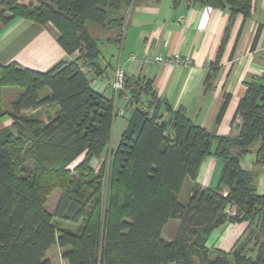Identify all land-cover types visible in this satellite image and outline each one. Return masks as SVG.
Segmentation results:
<instances>
[{
  "label": "trees",
  "instance_id": "16d2710c",
  "mask_svg": "<svg viewBox=\"0 0 264 264\" xmlns=\"http://www.w3.org/2000/svg\"><path fill=\"white\" fill-rule=\"evenodd\" d=\"M141 1L147 0H7L8 9L0 12V23L16 15L51 21L61 31L62 47L80 51L46 72L16 62L0 65V101L4 87L22 89L9 111L12 126L0 131V264H52L47 253L55 244L64 248L68 264H264V194L257 190L258 173L242 164L253 149L264 163V79L248 83L235 116L242 119L240 132L225 136L197 124L183 108L167 105L165 117L156 93L154 103L143 105L140 94L151 91V81L126 77L119 95L131 110L129 125L117 148H110L118 114L115 100L91 85L85 69L105 71L91 24L122 38L131 7ZM186 1L229 7L244 21L253 8L252 0ZM209 155L224 164L218 186L195 183L188 202L182 201L186 179L196 181ZM102 157L98 169L93 162ZM55 189L61 193L51 212L47 204ZM228 205L238 213L229 215ZM55 217L82 225L60 227ZM172 219L180 224L168 240L163 231ZM243 221L248 235L231 250L207 246L217 226Z\"/></svg>",
  "mask_w": 264,
  "mask_h": 264
},
{
  "label": "crops",
  "instance_id": "0c3cea01",
  "mask_svg": "<svg viewBox=\"0 0 264 264\" xmlns=\"http://www.w3.org/2000/svg\"><path fill=\"white\" fill-rule=\"evenodd\" d=\"M6 2L0 0V12L6 8ZM252 5L251 15L244 21L242 13L232 15L229 7L186 0L137 2L130 9L122 38L113 30L102 31L91 24L98 43H103L98 62L105 70L97 74L91 68H85L91 85L115 100L117 112L120 109L126 112L120 115L125 120L122 121V133L116 143H110L111 149L119 145L131 116L126 98L116 95L111 85L118 67L124 69L127 78L142 77L151 81V91H142L141 101L143 105L153 102L152 95L156 93L157 98L164 101L158 110L165 117H170L167 111V105H170L173 109L183 108L193 121L213 133L234 136L240 132L242 119L235 117L239 102L249 82L264 79V0H252ZM259 27L262 29L255 42ZM60 35L59 27L51 21L38 23L16 15L0 23V65L16 62L19 66L46 72L61 61L76 59L80 51L68 53L58 41ZM177 53L190 59V64L142 63V58L147 55ZM131 54L136 57L132 59ZM216 66L217 71L208 86L207 77ZM21 93L22 89L17 86L4 87L0 111L5 113L0 116V131L12 126L14 118L9 111ZM227 94L231 95L230 102L218 122L217 116ZM242 164L258 173L257 190L264 194V163L258 161L255 149L244 155ZM223 165L217 156L205 158L196 181L186 179L180 192L182 201L188 202L195 183L204 187L218 186ZM228 191L226 188L224 193ZM179 224V219L170 220L164 228V238L174 239ZM248 227L246 221L219 225L210 234L207 246L231 250L248 235Z\"/></svg>",
  "mask_w": 264,
  "mask_h": 264
},
{
  "label": "rangeland",
  "instance_id": "374dc122",
  "mask_svg": "<svg viewBox=\"0 0 264 264\" xmlns=\"http://www.w3.org/2000/svg\"><path fill=\"white\" fill-rule=\"evenodd\" d=\"M27 2V1H26ZM6 10L8 9V4H6L5 6ZM93 29V27H92ZM99 46L103 47V43H99ZM104 53V51H103ZM105 54V53H104ZM122 121H125L124 118L120 115L116 116V120L114 121V126H113V132H112V140H111V144H114V142L116 143L120 134L122 133L121 131V126H122ZM260 141H258L255 145L258 146ZM112 152V151H111ZM111 152L110 155H108L107 158H109V160H107L106 164H107V172L105 177L103 178L104 181V194H107L108 189L110 187V178H109V164L111 162ZM103 157L97 160H94V166L97 167L99 169L100 164L102 163ZM31 162L30 157H28L27 159V163ZM97 169V170H98ZM77 174V173H75ZM60 190L59 189H55L52 194L49 196V200H48V208L51 212H54L57 201L59 199L60 196ZM105 206V205H104ZM55 223H57L60 227H64V228H71L74 230H77L79 228L80 225H82V222H77L74 223L73 221L70 220H66V219H61L59 217H55L54 218ZM64 248H62L61 246H59L58 244H55L51 247V249L48 251L47 255L50 258V260L52 261V264H68L67 259H65L64 255Z\"/></svg>",
  "mask_w": 264,
  "mask_h": 264
},
{
  "label": "built area",
  "instance_id": "2783aa9c",
  "mask_svg": "<svg viewBox=\"0 0 264 264\" xmlns=\"http://www.w3.org/2000/svg\"><path fill=\"white\" fill-rule=\"evenodd\" d=\"M130 57L134 59L136 57L135 54H131ZM149 62H155V63H168V64H190V59L184 58L180 54H174L171 56H150L147 55L142 58V63H149ZM126 80V74L122 67H118L115 71V78L111 82L112 88L114 89L116 95L119 94V92L124 88V83ZM118 115H124L126 112L124 109H120L118 112ZM226 212L229 215H236L238 213V208L236 205H228L226 208Z\"/></svg>",
  "mask_w": 264,
  "mask_h": 264
}]
</instances>
